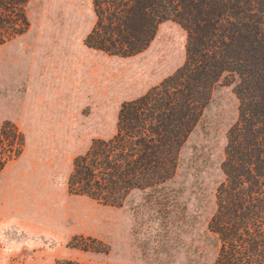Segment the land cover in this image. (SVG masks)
Wrapping results in <instances>:
<instances>
[{
  "label": "rangeland",
  "instance_id": "1",
  "mask_svg": "<svg viewBox=\"0 0 264 264\" xmlns=\"http://www.w3.org/2000/svg\"><path fill=\"white\" fill-rule=\"evenodd\" d=\"M25 14L27 31L0 46V127L8 122L21 137H0V191L19 209L0 213V264H214L218 244L206 225L237 115L233 83L212 88L169 181L130 192L119 207L72 196V159L114 134L121 103L182 64L185 32L164 21L144 51L123 58L83 46L94 22L90 0H30ZM72 237L106 252L71 248Z\"/></svg>",
  "mask_w": 264,
  "mask_h": 264
},
{
  "label": "trees",
  "instance_id": "2",
  "mask_svg": "<svg viewBox=\"0 0 264 264\" xmlns=\"http://www.w3.org/2000/svg\"><path fill=\"white\" fill-rule=\"evenodd\" d=\"M29 1L0 0V46L27 31ZM90 2L94 22L82 40L86 48L131 57L148 47L160 23L172 21L185 32L184 59L143 95L120 104L114 134L92 139L72 159L67 193L119 207L130 192L163 185L172 178L179 149L214 85L233 83L237 115L225 136L223 179L214 191L206 229L218 244L214 264H264V0ZM3 135L8 143L21 142L8 122L0 127ZM4 163L0 160V170ZM75 240L67 246L93 249Z\"/></svg>",
  "mask_w": 264,
  "mask_h": 264
},
{
  "label": "crops",
  "instance_id": "3",
  "mask_svg": "<svg viewBox=\"0 0 264 264\" xmlns=\"http://www.w3.org/2000/svg\"><path fill=\"white\" fill-rule=\"evenodd\" d=\"M63 69H64V72L65 71H69L70 74H72V72H73L72 69L71 70H68L67 68H63ZM62 71L63 70L61 69L60 66L53 70V72L55 74V78H56L57 81H59L62 78ZM101 82L103 83L104 79L101 80ZM70 83H68V84L70 85ZM1 172H3V169L0 171V177L2 175ZM4 199H5V197L3 196L2 192L0 191V213H4L5 214V213H10V212H17L19 210L18 207H17V202H15V200H13V202H10V200H8L7 202H4L5 201ZM13 219H15V218H13ZM15 221H17V220L15 219Z\"/></svg>",
  "mask_w": 264,
  "mask_h": 264
}]
</instances>
